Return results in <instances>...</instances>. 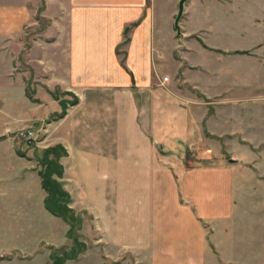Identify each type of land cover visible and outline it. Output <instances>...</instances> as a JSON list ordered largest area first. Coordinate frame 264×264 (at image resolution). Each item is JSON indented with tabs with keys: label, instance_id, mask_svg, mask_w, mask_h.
<instances>
[{
	"label": "crops",
	"instance_id": "crops-1",
	"mask_svg": "<svg viewBox=\"0 0 264 264\" xmlns=\"http://www.w3.org/2000/svg\"><path fill=\"white\" fill-rule=\"evenodd\" d=\"M178 1L0 0V37L21 34L38 13L49 39L35 41L29 66L0 86V199H32L43 188L29 153L6 137L25 118L10 104L33 115L64 112L55 126L66 150L60 163L77 176V201L97 222L104 253L134 264L245 263L233 255V180L219 178L217 165L189 166L181 156L212 135L245 138L244 67L264 60V0L235 29L199 23L217 8L212 0L186 1L181 34ZM245 35L255 37L247 47ZM32 69L39 102L27 95ZM55 91L65 94L42 95Z\"/></svg>",
	"mask_w": 264,
	"mask_h": 264
},
{
	"label": "rangeland",
	"instance_id": "rangeland-1",
	"mask_svg": "<svg viewBox=\"0 0 264 264\" xmlns=\"http://www.w3.org/2000/svg\"><path fill=\"white\" fill-rule=\"evenodd\" d=\"M208 1L201 0L203 3ZM212 4L217 8H209L206 15L198 18L199 23L217 20L221 24H218L220 27L223 25L233 28L235 24H247L252 9L256 13L261 12L258 0H245V3L243 0H212ZM38 15L33 13L30 16L31 22L24 27L21 34L18 32L20 35L15 33L6 39L0 37V86L7 81V75L10 80L11 76L18 79V72L23 70V66H29L26 60L39 51L34 48L35 41H49L41 36L47 20L43 17L39 19ZM254 38L253 35H245L244 46L247 47ZM223 40L227 45L235 41L231 35ZM252 54H245V61L248 55ZM249 59L255 64L245 63L244 67L245 83L249 84L245 86V133L242 134L245 138L237 139L240 132L235 133L233 139L212 135L211 140H196L181 156L182 162L189 166L217 165L219 169L224 170L218 172L219 178L233 180L236 240L233 255L235 261L244 260L245 263L225 264H264V68L260 70L257 66L264 65V60ZM28 77L27 95L32 101L39 102L41 100L35 96L36 92L32 86L33 69ZM2 93L6 94L0 91V99L4 96ZM48 94L59 99L65 93L42 92L44 97ZM69 94L73 96L71 100L76 101V94ZM236 97L238 95L234 96ZM18 106L10 104V111L21 121L18 114L25 110V118L21 124L12 127L6 137L14 141L18 151L29 153L35 165L33 169L39 170L42 181L52 177L50 187H54L51 180L57 179L62 188L68 194L70 192L69 197L58 196L55 201L58 205L68 204L71 207L72 212L66 211L65 207L62 210L71 221L74 217V221L71 222L72 231L68 232L71 224L62 217L53 215L46 208L48 192L44 188L41 189L40 196L36 193V197L32 199L23 197L21 193L19 197L0 199V264H55L58 259L63 260L62 264H134L131 261L132 256L124 255L115 261L104 253L103 248L99 246L97 222L84 212L80 198L77 201L76 196L81 191V186L77 182L76 174L64 171L63 176H60L56 170H60L56 164L60 163L61 157L66 154L62 148L56 147L60 140L55 129L64 112L50 116L35 113L33 115L29 106ZM62 107L60 106L61 109ZM238 110L240 112V109ZM30 114L32 118L42 119L35 125H29L31 120L27 117ZM238 121L236 117L235 130L240 128ZM28 130L33 131L32 136L35 138L21 136V132ZM51 147H56L57 150L47 153L46 150Z\"/></svg>",
	"mask_w": 264,
	"mask_h": 264
},
{
	"label": "trees",
	"instance_id": "trees-1",
	"mask_svg": "<svg viewBox=\"0 0 264 264\" xmlns=\"http://www.w3.org/2000/svg\"><path fill=\"white\" fill-rule=\"evenodd\" d=\"M56 147L62 148L64 150V152L66 153V150L64 147L57 145ZM56 147H51L48 150H46L47 153L50 152H54L56 151ZM56 167L59 168L60 170L56 169L59 172V175L62 176L63 173V166L61 165V163H57ZM42 175V174H41ZM52 176V174H51ZM52 178V177H50ZM50 178L48 179H43L42 181V186L43 188L48 192V197L45 200V206L46 208L54 215L62 217L65 221H67L69 224H71L72 221H74V217L72 218V221L70 219H68L67 214L65 213V211L62 210L63 207H65L66 211H70L72 212L71 207L68 204L65 205H58L56 203V198L58 196H67L69 197V194L66 190H64L60 184V182L57 179H53L51 180V184L53 183V188L50 187ZM77 220V219H76ZM72 224L71 227L69 228L68 232L72 231ZM73 256V255H72ZM63 260H57L55 261V264H62Z\"/></svg>",
	"mask_w": 264,
	"mask_h": 264
},
{
	"label": "water",
	"instance_id": "water-1",
	"mask_svg": "<svg viewBox=\"0 0 264 264\" xmlns=\"http://www.w3.org/2000/svg\"><path fill=\"white\" fill-rule=\"evenodd\" d=\"M186 1L187 0H179V3H178V12H177V15L175 17L174 26L177 29V32L179 34H181L180 20H181V18L183 16V13H184V8H185Z\"/></svg>",
	"mask_w": 264,
	"mask_h": 264
},
{
	"label": "built area",
	"instance_id": "built-area-1",
	"mask_svg": "<svg viewBox=\"0 0 264 264\" xmlns=\"http://www.w3.org/2000/svg\"><path fill=\"white\" fill-rule=\"evenodd\" d=\"M169 80V77L168 76H164L163 77V81H168ZM26 136V137H28L29 139H33V138H35V136H32L33 135V131L32 130H28V131H23V132H21V136Z\"/></svg>",
	"mask_w": 264,
	"mask_h": 264
}]
</instances>
